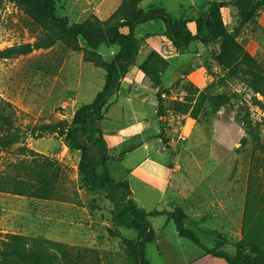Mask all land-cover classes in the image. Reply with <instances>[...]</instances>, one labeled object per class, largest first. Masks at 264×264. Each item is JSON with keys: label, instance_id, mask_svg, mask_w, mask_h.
Wrapping results in <instances>:
<instances>
[{"label": "rangeland", "instance_id": "374dc122", "mask_svg": "<svg viewBox=\"0 0 264 264\" xmlns=\"http://www.w3.org/2000/svg\"><path fill=\"white\" fill-rule=\"evenodd\" d=\"M54 1L55 17H65L69 24L106 20L121 3ZM147 4L141 1V7ZM164 5L173 20L193 22L198 16L199 11L178 16L174 1ZM242 29L257 51H247L238 38L243 49L233 62H218L219 42L194 41L180 51L181 57L167 59L161 83L149 80L155 90L140 92L153 105L143 134L128 143L147 141L149 156L169 170L170 194L143 198L136 187L135 193L130 188L136 205L179 211L184 227L201 244L231 255L243 237L247 202H264V30L256 17ZM163 32L161 20L138 25V52L145 54L149 36L164 45ZM26 42L40 47L0 58V241L23 234L58 243L65 251L60 259L67 264H133L125 240L136 239L138 231L113 222L116 205L104 191L83 184L81 151L69 148L60 135L75 110L102 89L105 70L86 58L80 37L71 44L56 22L35 11V0H1L0 50ZM117 50L101 45L97 51L109 63ZM138 77L146 76L139 71ZM150 221L155 239L146 244L145 253L151 264L194 263V257L207 255L212 259L179 236L167 216Z\"/></svg>", "mask_w": 264, "mask_h": 264}, {"label": "trees", "instance_id": "16d2710c", "mask_svg": "<svg viewBox=\"0 0 264 264\" xmlns=\"http://www.w3.org/2000/svg\"><path fill=\"white\" fill-rule=\"evenodd\" d=\"M141 1L122 0L106 20L85 19L69 24L65 17H55L54 0H35V11L47 20L56 22L64 38L71 44L74 45L76 38L80 37L84 41L86 58L105 70L102 89L91 102L75 110L70 126L65 131H60V135L64 137L69 148L81 151L80 175L83 184L91 189L104 191L116 205L113 222L138 231L136 239L125 240L133 264H151L146 257L145 247L155 239L150 218L159 215H165L174 221L179 236L200 246L206 254L223 259L226 264H264V202L259 205L247 202L243 217V237L236 243L237 250L234 255L216 248H207L191 229L184 227V217L179 211H146L136 205L126 179L118 178L112 166L114 160H121L134 146L125 145L118 155H113L99 126L103 109L116 94L121 79L135 63L139 48V39L135 34L138 25L155 20L163 22L162 35L169 41V45L161 50L164 55L180 52L194 41L203 45L219 42L220 52L216 58L218 62L228 58L229 62H233L243 49L238 41L243 30L242 25L254 19L264 6V0L208 2L206 8L199 11L193 21L194 32L189 29L187 18L173 20L164 8L153 7L146 10L141 7ZM230 4L237 8L238 26L228 30L222 8ZM101 45L118 47L111 62L105 63L102 60L97 51ZM39 47L38 42L9 46L0 50V58L11 54H27ZM167 66L168 60L157 51L151 50L138 66V70L155 85H159ZM177 85L178 83H174L173 88ZM261 95L264 97V88ZM1 118L3 115L0 109ZM99 167L102 168L100 173L97 172ZM50 249L54 252L51 253ZM64 252L63 246L58 243L12 234L0 241V264H67L60 259L65 258Z\"/></svg>", "mask_w": 264, "mask_h": 264}, {"label": "crops", "instance_id": "0c3cea01", "mask_svg": "<svg viewBox=\"0 0 264 264\" xmlns=\"http://www.w3.org/2000/svg\"><path fill=\"white\" fill-rule=\"evenodd\" d=\"M143 1V0H142ZM145 1V0H144ZM147 8L165 6V3L174 1L178 7V16L195 15L198 11L206 8L208 2H219L228 0H146ZM121 0L119 1V3ZM118 3V4H119ZM225 23H229L232 27L237 22V8L233 5H226L222 8ZM257 23L264 30V10H259L255 15ZM152 22V21H151ZM190 24H193L190 26ZM189 29L194 32V22L188 23ZM232 28H228L231 30ZM164 41V45L157 44L154 37L149 36L145 39L143 49L145 54H142V49L139 50L135 63L131 66L126 75L121 79L117 95L111 97L106 108L102 111V119L100 121V128L103 132V137L106 141L107 147L113 155H118L125 145L134 138L143 134L145 129L144 119L149 115L148 108L153 105L152 99L147 100L146 94L153 92L151 82L147 77H138V66L145 59L150 50H155L160 53L165 59H178L183 54L180 52L164 55L161 50L169 45V41L164 37H160ZM240 43L249 51L254 53L257 51V44L250 39L244 30L239 34ZM151 91V92H150ZM141 92V93H140ZM149 143L142 141L127 151L121 160H114L112 162L113 168L117 175L124 179H129L130 188L135 193L134 187L137 188L139 195L143 198L165 197L170 194L168 188L169 170L164 164L153 160L149 156ZM149 200V199H148ZM145 209V208H144ZM146 210V209H145ZM152 209H147L150 211ZM200 254V253H198ZM206 258L209 262L206 264H226L221 258L212 257V259L204 257H194V264H200L198 261Z\"/></svg>", "mask_w": 264, "mask_h": 264}]
</instances>
